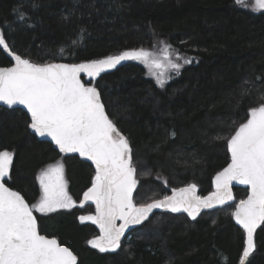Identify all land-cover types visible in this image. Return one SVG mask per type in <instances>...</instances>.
<instances>
[{
	"label": "trees",
	"instance_id": "obj_1",
	"mask_svg": "<svg viewBox=\"0 0 264 264\" xmlns=\"http://www.w3.org/2000/svg\"><path fill=\"white\" fill-rule=\"evenodd\" d=\"M0 35L11 52L37 64L87 63L159 43L189 58L163 86L133 62L94 81L81 76L129 141L137 206L189 185L201 198L210 195L212 178L231 162L227 139L250 108L264 103V11H249L235 0H0ZM12 66V56L0 47V67ZM29 123L22 110L0 106V151L14 154L3 182L31 206L41 196L38 175L61 161L67 193L79 204L91 187L92 164L39 141ZM246 194L234 190L229 204L195 220L155 213L114 253L87 245L99 232L78 218L93 214V206L33 213L40 234L68 247L78 264H241L245 232L231 213ZM253 240L256 249L246 264H264V224Z\"/></svg>",
	"mask_w": 264,
	"mask_h": 264
},
{
	"label": "snow or ice",
	"instance_id": "obj_2",
	"mask_svg": "<svg viewBox=\"0 0 264 264\" xmlns=\"http://www.w3.org/2000/svg\"><path fill=\"white\" fill-rule=\"evenodd\" d=\"M235 2L248 7L245 0ZM251 7L253 11H264V0H253ZM23 19L21 15L20 20ZM0 47L15 61L12 67H0V103L8 107L23 105L31 116L28 128L36 135L50 137L61 153L77 152L95 165L92 186L84 193V200L95 203L96 215L79 218L100 228L101 235L88 241L93 248L116 251L124 229L146 220L154 208H166L173 213L184 211L195 220L201 208L232 200L229 186L236 181L249 189L247 199L241 200L231 213L246 233L241 257V264H246L256 249L253 234L264 224V103L250 108L246 122L227 139L231 163L217 173L213 193L201 198L195 195L196 186L189 185L180 189L185 194L180 200L165 196L137 206L133 203L137 170L129 141L107 115L97 89L81 83L80 73L94 78L125 60L141 61L151 72L163 67L160 61L152 59L153 54L144 49H134L87 63L37 64L11 52L3 35ZM170 48L168 45L164 49L167 67L178 72L181 64L169 59ZM176 59H181L179 54ZM160 76L157 83L163 86ZM13 163L12 152L0 151V264H77V257L68 247L40 234L33 215V210L46 215L73 206L65 191L63 164L57 161L37 177L41 196L30 206L19 192L3 182L10 176ZM117 219L123 221L119 227L115 224Z\"/></svg>",
	"mask_w": 264,
	"mask_h": 264
},
{
	"label": "rangeland",
	"instance_id": "obj_3",
	"mask_svg": "<svg viewBox=\"0 0 264 264\" xmlns=\"http://www.w3.org/2000/svg\"><path fill=\"white\" fill-rule=\"evenodd\" d=\"M245 2H246V4L248 5V7H245V9H247V10H249V11H252V12H261V11H253L252 10V7H251V5H252V3H253V0H245ZM242 6V5H241ZM244 7V6H243ZM166 44L165 43H159L158 45H156L153 49H151V50H146V51H148V52H150V53H152L153 55H152V59H155V60H158V61H160V63L163 65V67L162 68H159V69H157V68H153L152 69V71L150 72L149 71V68H147L146 66H145V64L143 63V62H141V61H137V60H125V61H121L119 64H117L114 68H109V69H106V70H104V71H102L99 75H101L102 73H105V72H108V71H111V70H113V69H115L116 67H118L119 65H121V64H124V63H128V62H133V63H137V64H139V65H141L145 70H146V72H147V75L150 77V78H152L156 83H157V76H160V73H163V75L162 76H160V78L164 81V84L165 83H167L174 75H177L178 73H179V71H180V69L183 67V65H185V64H187V63H184V60L185 59H188L189 60V58H187V57H184V56H182V55H179L180 57H181V59H179V60H177L176 59V56H177V53L175 52V51H173L171 48L170 49H168V56H169V59L170 60H172V61H174V62H177V63H180L181 64V68L179 69V71L177 72V71H175V70H173V69H171V68H169V67H167V65H168V60H166L165 59V54H164V49L166 48ZM14 63H15V61L13 60V65H14ZM153 72H155L156 73V75L154 76L152 73ZM99 75H97V76H95L94 78L93 77H89L88 75H87V73H84V72H81L80 73V76H83L84 77V79H85V81H94ZM158 84V83H157ZM88 87H90V86H88ZM229 155H230V161H231V154L229 153ZM60 163H61V161H59ZM56 163H54V164H51V165H55ZM48 168V166L46 167V168H44L42 171H44L45 169H47ZM41 171V172H42ZM41 172H40V174H41ZM39 174V175H40ZM38 175V176H39ZM94 176H95V174H94ZM93 176V177H94ZM6 179H8V177H6L4 180H6ZM63 179H64V181H65V191L67 192V181H66V177H65V172H64V167H63ZM92 180H93V178H92ZM92 180H91V186H92ZM37 182H38V184H39V181L37 180ZM39 187H40V184H39ZM137 188V187H136ZM135 190L136 189H134V191H133V197H134V192H135ZM197 189L195 188V191H196ZM40 191H41V188H40ZM175 190H171L170 191V194H169V196L174 192ZM165 197V196H164ZM163 197V198H164ZM162 199V198H161ZM38 202V201H37ZM36 202V203H37ZM133 203L135 204V205H137L136 204V201L134 200V198H133ZM87 206H93V208H94V212H93V214H86V215H82V216H89V215H92V216H95L96 215V205H95V203L94 202H92L91 200H84V194L82 195V197H81V201H80V203L79 204H75V203H73V206L72 207H70V208H73V207H79V208H85V207H87ZM70 208H66V209H70ZM59 210H65L64 208H62V209H58L57 211H59ZM35 213H37V214H41V213H39V212H36L35 210H33ZM166 213H168V214H181V215H184V216H186L187 218H189L190 220H193L188 214H187V212H184V211H181V212H178V213H173V212H171V211H169V210H167V211H165ZM201 214V212H199L197 215H196V218L199 216ZM80 218V217H79ZM78 218V222L80 223V224H92V225H96V224H93L91 221H88V220H86V221H84V222H81V220ZM123 223V221H121V220H119V219H117L116 221H115V224H116V226L117 227H119L121 224ZM254 235V234H253ZM93 240V239H92ZM130 240V237H128V238H126L125 239V242L124 243H128V241ZM245 240H246V233H245ZM121 244H122V241L120 242V246H121ZM87 245L90 247V248H92V249H95V250H97L99 253H114V252H116V251H105V252H101V251H99V249H97V248H93L89 243H87ZM240 263H241V260H240Z\"/></svg>",
	"mask_w": 264,
	"mask_h": 264
},
{
	"label": "water",
	"instance_id": "obj_4",
	"mask_svg": "<svg viewBox=\"0 0 264 264\" xmlns=\"http://www.w3.org/2000/svg\"><path fill=\"white\" fill-rule=\"evenodd\" d=\"M80 79H81V76H80ZM81 83H83L82 79H81ZM83 84H84V83H83ZM0 106L4 107V108H6V109H19V110H22V111L28 116L29 121H30V123H31V116H30V114L27 112V109L24 108L23 105H13L12 107H8L7 105H4V104L0 103ZM29 131H30L31 134H33V135H34L39 141H45V142H48V143L53 147V149H54L55 151L61 153V152L59 151L58 147H57V146L51 141V138H50V137H47V136H44V137L38 136V135H36V134H35L30 128H29ZM61 154H63L64 156H76V157L80 158L81 160L87 161V162H89L90 164H92V166H93V168H94V170H95V165L92 163V161H91V160H88L86 157H82V156H81L79 153H77V152H67V153H61ZM230 163H231V162H230ZM227 166H228V165H227ZM227 166H226V167H227ZM226 167H224V168H226ZM224 168H223V169H224ZM223 169H222L221 171H223ZM221 171H220V172H221ZM218 173H219V172H218ZM216 175H217V174H216ZM216 175H215V176L212 178V180H211V189H212V193L216 190V189H215V185L213 184V180H214V178L216 177ZM7 187H8V186H7ZM229 187H230V190H231L232 197H233V191H234V190H236V189H243V190H246V191H247V194H246L245 199H247L248 194H249V189H248V186H247V185L240 184V183H238V182H236V181H232ZM183 189H184V188H183ZM13 191H14V190H13ZM187 195L191 196V193H189V194H187ZM195 195L198 196V195L196 194V192H195ZM173 196H174L177 200H180V199H182V198L185 196V194H184V193H181V192H180V189H179V190L173 192L169 197H173ZM245 199H244V200H245ZM230 201H231V200H230ZM230 201L226 202L224 205L229 204ZM224 205H218V204H217V205H214V206L211 207V208H201L199 212L210 211V210H213V209H216V208L222 207V206H224ZM165 211H167L166 208H154V209L148 214V218H150V217H151L153 214H155V213L165 212ZM234 211H235V210H234ZM33 215H34V213H33ZM34 216H35V215H34ZM35 217H36V216H35ZM148 218H147V219H148ZM147 219H146V220H147ZM232 220H233V223L235 224V226H236L237 228L243 230V228H241L240 225L236 223V221H235V219H234L233 217H232ZM144 221H145V220H143L142 222H144ZM142 222H141V223H142ZM141 223H139V224H129V225L124 229L123 235H122L121 238H120V242H121L123 239L126 238V236L129 234V232H130L133 228H135L136 226L140 225ZM37 225H38V223H37ZM259 226H260V225H259ZM259 226H258L257 228H259ZM95 227L97 228V230H98V232H99V235H101L100 228L98 227V225H96ZM38 231H39V228H38ZM243 231H244V230H243ZM58 243H59V242H58ZM77 264H78V260H77Z\"/></svg>",
	"mask_w": 264,
	"mask_h": 264
}]
</instances>
